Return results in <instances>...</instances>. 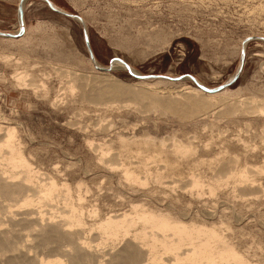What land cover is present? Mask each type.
<instances>
[{
  "label": "bare ground",
  "instance_id": "bare-ground-1",
  "mask_svg": "<svg viewBox=\"0 0 264 264\" xmlns=\"http://www.w3.org/2000/svg\"><path fill=\"white\" fill-rule=\"evenodd\" d=\"M27 1L19 6L24 9ZM25 30L24 22L22 34ZM258 37L250 40H264ZM88 38L94 54L89 32ZM248 41L240 46L242 53ZM91 60L96 70L87 73L0 51V62L22 65L13 73L16 86L31 89L54 108L71 102L107 107L130 94L150 100L165 115L169 110L183 118L212 114L204 130L217 140L196 144V134L187 141L139 140L119 133L117 142L112 137L88 140L97 163L110 172L103 192L106 178L93 189L85 179L71 180L66 170L57 171L58 163L52 165L55 171H43L18 126L0 109V264H259L234 241L230 221L216 219L209 205H217L220 196L243 205L263 199L264 125L257 123L264 118V97L232 98L220 91L229 86L209 92L199 85L167 95L145 80L139 91L124 86L96 57ZM123 61L112 60V69L129 70ZM53 76L60 86L51 96ZM225 103L228 108L217 110ZM222 119L243 120L245 126L230 137L229 126L215 125ZM193 201L202 202L201 208L194 210Z\"/></svg>",
  "mask_w": 264,
  "mask_h": 264
},
{
  "label": "rangeland",
  "instance_id": "rangeland-1",
  "mask_svg": "<svg viewBox=\"0 0 264 264\" xmlns=\"http://www.w3.org/2000/svg\"><path fill=\"white\" fill-rule=\"evenodd\" d=\"M19 1L0 0V30L15 32L21 28ZM51 1L86 19L92 49L102 65L124 60L142 75L192 74L211 88L228 81L237 71L242 57L240 46L245 39L251 35L264 36V0ZM23 10L25 32L14 38L0 35V51L69 65L87 73L96 70L79 20L55 12L44 0H28ZM245 51L240 76L220 91L232 98L249 94L264 97V40L248 41ZM16 66L12 62H0V109L10 118V123L18 126L28 148L36 155L38 163H35L43 171H53L54 164L58 163L57 171L66 170L71 180L85 179L93 189L106 178L102 186L103 192H107L110 172L97 163L88 140L99 142L112 137L117 142L118 133L128 139L136 136L139 140L159 141L170 137L187 141L192 134L198 135L196 144L217 140L214 132L211 136L204 130L212 114L183 118L169 110L165 115L150 106V100H135L130 94L107 107L71 102L54 108L48 99L39 98L31 89L16 86L12 78ZM109 72L124 86L139 91L143 90L141 80L167 95L200 88L192 78L141 79L120 67ZM57 80L56 76L51 79L53 89L60 86ZM54 92L56 89L51 96ZM228 107L225 103L217 110ZM214 122L222 128L229 126L230 137L245 126L243 120ZM257 124L264 125V118ZM261 196V203L257 200L251 205L220 196L217 205L210 203L209 208L215 209L216 219L228 220L235 227L230 234L239 247L264 264V195ZM193 202L194 210L201 208L202 202Z\"/></svg>",
  "mask_w": 264,
  "mask_h": 264
},
{
  "label": "water",
  "instance_id": "water-1",
  "mask_svg": "<svg viewBox=\"0 0 264 264\" xmlns=\"http://www.w3.org/2000/svg\"><path fill=\"white\" fill-rule=\"evenodd\" d=\"M44 1H46L47 4L49 5V7L52 10H54L55 12L60 13V14H63V15L68 16V17H71V18L80 19V21H81V23L83 25V30H84V34H85V40H86V43H87V45L89 47L90 55H91L93 61H95V56H94V54H93V52H92V50H91V48L89 46L88 29H87V26H86L85 22H83L82 17L79 14H75V13H72V12H68L66 10L59 9V8L55 7L52 4L51 0H44ZM18 11H19L20 21H21V24H22V26H21V30L22 31H20L17 34H13L11 32H5V31H1L0 30V35L8 36V37H18V36H20L22 34V32L24 30V22H23V19H24V10L22 9L21 5L19 6ZM256 38H260V37H258V36H250V37H248L245 40L248 41L250 39H256ZM262 39H264V37H262ZM242 51H243V53H242V57H241V63H240V66H239L238 70L234 74V77L232 79H230L229 81H227V82H224L222 84H219L218 87H212V88L211 87H208V86L201 85L197 81V79L195 78V76L192 75V74H184V75H181V76H171V77L169 75H163V74H144V75H138V74H136V73H134L133 71L130 70L131 67L128 64H127V67L129 68V72L133 76H135L137 78H143V77H147V78L148 77H150V78H157V77H160V78H167V79H172V80H180V79L185 78L186 75H189L194 80V82L197 85H199L200 87L204 88L206 91H209V92L210 91H218L219 89H222L224 87L231 86L232 84H234V82L236 81V79L239 77V75H240V73H241V71L243 69V66H244L243 64H244V59H245V51H244V49H242ZM98 68H100V67H98ZM100 69H102V68H100ZM111 69H112V61H110V64L108 65L107 70H111Z\"/></svg>",
  "mask_w": 264,
  "mask_h": 264
}]
</instances>
